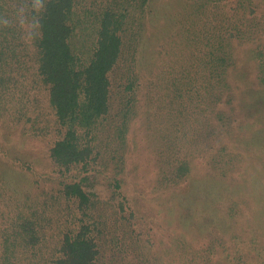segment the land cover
Wrapping results in <instances>:
<instances>
[{
  "label": "trees",
  "instance_id": "1",
  "mask_svg": "<svg viewBox=\"0 0 264 264\" xmlns=\"http://www.w3.org/2000/svg\"><path fill=\"white\" fill-rule=\"evenodd\" d=\"M236 1L237 7L230 10L228 0H188L181 14L179 35L173 40L188 52L187 59L178 71L172 66L175 64L163 63V67L175 70L169 74L163 70V78L178 74V106L189 108L198 120L195 110L200 108L197 104L201 105L199 112L202 117L206 115L205 124L214 140L223 141L225 136L230 139L209 158L204 157L208 169L204 175L194 173L196 160L211 143L199 141L193 145L192 140L178 151L174 172L178 183L187 182L185 195L178 194V208H191L192 214L187 218L199 214L204 207L210 209L218 199L232 196L230 213L223 212L224 207L218 203L215 207L221 216L207 210L204 215L210 212L212 220L209 225L198 226L205 233H231L229 239H219L225 260L221 256L214 258L222 254L215 244L195 249L180 230L178 264H264V253L259 252L256 259L251 257L258 236L253 235V242L242 236L238 242V235L228 222L234 218L235 226L240 214L242 219L245 217L242 208L241 212L235 211L241 202L247 201L248 209L252 208L250 197L241 190L242 157L246 153L244 147L254 148L256 143L253 136L249 140L239 138L234 90L238 88L243 98L260 92L257 90L264 85L263 22L257 15L258 0ZM153 9L158 11L153 0H0V120L7 125L13 119L21 126L22 135L42 136L49 131L48 124L36 127L34 124L41 117L33 111L45 91L59 133L48 149L52 169L45 176L47 171L42 174L35 169L29 157L0 147V264H107L101 239L105 236L108 244L106 234L111 225L100 212L101 199L94 190L99 182V163L104 161L100 157L99 122L111 113L110 73L118 64H127L129 82L125 89L132 94L137 88L138 75L132 69L135 66L137 70L142 55L145 58L146 23L150 20L157 24L158 13ZM244 44L247 62L254 64L257 74L251 79L243 74V82H230L229 76L238 71L236 50ZM173 51L174 47L166 54L171 56ZM157 85L162 87L163 83ZM135 95L127 101L113 136L108 134L104 139L118 144L113 152L117 168L111 181L119 196L117 212H125L128 204V196L122 191L123 181L117 176L123 171L120 149L126 145L131 122L141 106ZM250 100L255 103L254 96ZM200 119L198 129L204 127ZM181 124L178 120V143L194 137ZM193 131L198 135L199 130ZM257 191L253 186L246 193L264 198ZM63 203L74 207V215L60 235L50 234L55 223H64L57 216ZM181 211L179 222L186 233H191ZM129 215L134 217V211ZM250 219L247 218L248 224L253 222ZM123 237L126 241L128 234ZM119 239L117 235L113 240L117 246ZM120 245L109 264H132L130 248L126 243ZM148 256L141 244L137 255L140 264H156V259L151 261Z\"/></svg>",
  "mask_w": 264,
  "mask_h": 264
},
{
  "label": "rangeland",
  "instance_id": "2",
  "mask_svg": "<svg viewBox=\"0 0 264 264\" xmlns=\"http://www.w3.org/2000/svg\"><path fill=\"white\" fill-rule=\"evenodd\" d=\"M228 1L227 9L232 10L237 7L236 0ZM187 4L188 0H153L154 8H158V11L154 9L153 11L158 13V17L157 24L150 22V20L146 23L148 33L145 37L147 46L144 53L145 58L142 55V63L137 65V70H134L135 66L132 69V65H130L133 73L136 71L138 75L135 92L131 94V90L125 89L129 82L126 73L127 64L121 62L110 73L111 113L107 119L99 122L100 150L102 152L100 157L104 161L99 163L100 167L97 173L99 182L94 188L101 199L99 202L100 212H103L111 225L106 234L108 244L105 242V236H102L101 239L107 264L110 263L113 252H119L117 249L121 243H126L130 248L129 254L134 258L131 261L132 264H140L137 255L141 244L147 249L149 254L147 259L153 258L154 261L155 258L156 264H178V234L180 235V230L184 231L189 243L195 249L208 246L210 243L215 244L218 253L222 254L216 255L214 258L221 256L225 260L224 246L219 242V239H229L232 237L231 233H224L222 230L220 235H217L218 232L215 234L212 232L205 233L198 226L200 224L209 225L212 220L210 212L204 215L207 210L210 211L211 209L212 212L221 216L215 207L218 203L225 208H223V212H229L228 208L232 196L218 199L219 201L214 200L216 205L213 203L210 209L205 207L199 209L200 213L193 215L192 218H187L189 214H192L189 206L182 208V211L178 208V194L180 196L185 195L187 189V182L180 181L178 183L177 172H174V166L178 165V151L183 150L185 145L192 140L193 145L199 141L201 144L211 143L210 147L207 146L202 151V157L196 160L198 165L195 167L194 173L204 175L208 172L204 157L209 158L223 143H228L230 140L227 136L224 137L223 141L214 140L213 134L205 124L206 115L202 117V113L199 112L203 108L201 105L197 104L200 108L195 110V117L198 120L194 118L189 108L185 109L184 106H178L177 72L168 78L162 77L163 70L167 71L168 74L175 72L169 66L163 67L164 62L175 64L172 66L178 68L176 69L178 71L184 60L187 59L188 52L183 47H177L173 41L179 35L181 14ZM257 8V15L263 22L261 36L264 43V3L262 0H258ZM172 47H174V54L169 56L166 52L172 50ZM246 49L247 44H244L236 50L239 62L238 71H235L233 76H229L230 82L237 83L239 80L243 82L245 78H240L243 74L249 79L257 74L254 64L247 62ZM192 52L189 56H192ZM159 82L163 83L162 87L157 85ZM259 89L257 91L260 92H253L251 95L243 97L244 100L242 98L244 94L238 88L234 90L235 116L237 119L235 128L237 127L239 130V138L246 137L249 140L253 136L256 143L254 148H246L243 145V150L246 153L242 157L244 181L241 190L247 197H250L252 208L248 209L249 203L243 201L240 208L237 207L235 211L241 212L240 209L242 208L245 217L242 219L243 215L240 214L235 226L233 225L234 218L228 220L233 226L232 231L238 235V242L242 236L249 242H253L251 240L253 235L258 236V245L254 243L255 245L252 247H255L251 252V257H255V259L259 252H261L260 254L264 253V198H255V193L248 194L246 192L255 186V190L264 195V85H260ZM46 93L45 91L41 92V98L39 97L40 99L36 103L37 108L33 111L41 117L35 122L36 127L38 125L46 127L48 124L49 131L42 136L22 135L21 126L14 123L13 119H9L7 125L0 120V147H5L12 154H18L24 158L29 157V161L35 165V169L41 171L42 174L47 171L43 176L51 173L52 165H49L47 153L53 141L59 137L53 111L47 103ZM134 93L136 94L135 97L140 100L142 107H139L138 113L131 122L126 145L123 150L122 147L120 149L123 171L117 177L123 181L122 191L128 196V204L125 206V212L120 209L117 212L119 196L115 193V187L111 181L115 177L114 168H117L114 164L113 152L118 144L115 140L110 143L108 139H104L108 134L116 131V127L122 119L121 114L128 106L127 101L133 97ZM253 96L255 103L250 100ZM226 110L231 113L228 108ZM200 118L203 119L204 127L198 129L197 124L201 120ZM178 120L182 122L181 126L186 127L189 136L194 137H188L178 143ZM193 129L199 130L198 135L194 133ZM258 144L260 145L258 146ZM0 168H2L1 164ZM45 183L50 184V182ZM203 197L206 198L205 195ZM203 197L201 196L202 200ZM200 202V198H197L196 203L200 205ZM257 202L259 204L256 206ZM72 209L74 207H67V204L63 203L62 211L57 216L64 223L61 226L55 223L53 225L55 229L50 234H61L64 225L71 221L74 215ZM130 211H134V217H130ZM180 211L182 212L181 217L187 218L191 233H186L185 226L179 222ZM247 218H251L250 221L253 222L248 224ZM125 233L128 234L126 241L123 237ZM117 235L120 238L118 246L116 242H113ZM200 235L205 236V238L202 239ZM220 264H227V262L222 261Z\"/></svg>",
  "mask_w": 264,
  "mask_h": 264
},
{
  "label": "clouds",
  "instance_id": "3",
  "mask_svg": "<svg viewBox=\"0 0 264 264\" xmlns=\"http://www.w3.org/2000/svg\"><path fill=\"white\" fill-rule=\"evenodd\" d=\"M4 23H7V21H4ZM21 23H23V21H21Z\"/></svg>",
  "mask_w": 264,
  "mask_h": 264
}]
</instances>
